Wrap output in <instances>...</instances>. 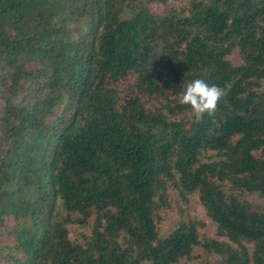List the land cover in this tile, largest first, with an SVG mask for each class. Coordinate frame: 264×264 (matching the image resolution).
Wrapping results in <instances>:
<instances>
[{
  "label": "trees",
  "instance_id": "obj_1",
  "mask_svg": "<svg viewBox=\"0 0 264 264\" xmlns=\"http://www.w3.org/2000/svg\"><path fill=\"white\" fill-rule=\"evenodd\" d=\"M169 1L0 0V264H264V0Z\"/></svg>",
  "mask_w": 264,
  "mask_h": 264
},
{
  "label": "rangeland",
  "instance_id": "obj_2",
  "mask_svg": "<svg viewBox=\"0 0 264 264\" xmlns=\"http://www.w3.org/2000/svg\"><path fill=\"white\" fill-rule=\"evenodd\" d=\"M191 0H170L167 4H154V9L162 13H166L171 9L181 10L183 7H187ZM232 59L235 63H239L238 51H234L232 54ZM250 201L259 204L258 200L250 198ZM183 218H196L203 221L206 224L204 232L210 236H216V226L208 219L204 207L198 197H193L188 206L184 205L180 201L178 195H172L170 199V207L168 210L162 211L160 215L159 229L161 234H167L171 229H173L178 222ZM91 230H83L78 227L71 228V234L73 238L80 237L81 233L88 235ZM252 248V247H251ZM212 262V260H211Z\"/></svg>",
  "mask_w": 264,
  "mask_h": 264
},
{
  "label": "clouds",
  "instance_id": "obj_3",
  "mask_svg": "<svg viewBox=\"0 0 264 264\" xmlns=\"http://www.w3.org/2000/svg\"><path fill=\"white\" fill-rule=\"evenodd\" d=\"M231 88L228 84L220 87L215 84L209 85L203 79H195L189 82L179 95L178 103L191 109L194 116L201 118L205 114L213 115L218 104L227 95Z\"/></svg>",
  "mask_w": 264,
  "mask_h": 264
}]
</instances>
